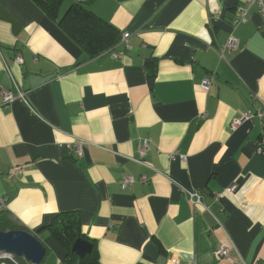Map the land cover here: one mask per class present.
I'll return each mask as SVG.
<instances>
[{"label": "crops", "instance_id": "0c3cea01", "mask_svg": "<svg viewBox=\"0 0 264 264\" xmlns=\"http://www.w3.org/2000/svg\"><path fill=\"white\" fill-rule=\"evenodd\" d=\"M249 2L86 0L121 34L90 58L34 0H0V90L17 92L14 79L28 101L0 95V212L48 248L42 264L65 257L48 228L66 212L100 264H264V119L231 129L264 106L261 14L232 25Z\"/></svg>", "mask_w": 264, "mask_h": 264}, {"label": "trees", "instance_id": "16d2710c", "mask_svg": "<svg viewBox=\"0 0 264 264\" xmlns=\"http://www.w3.org/2000/svg\"><path fill=\"white\" fill-rule=\"evenodd\" d=\"M42 10L61 27L90 58H96L111 51L121 42V34L108 21L98 16L86 0H75L63 15L61 13L62 0H34ZM149 74L154 75L157 65L148 63ZM21 229L9 219L3 210L0 212V231ZM58 242L65 248V257L61 264H100L95 244L93 251L81 259L72 251V246L77 239L83 238L91 242L83 232L80 216L77 212H66L57 215L48 228ZM24 230V229H21ZM41 241V240H40ZM46 247V246H45ZM47 253H48V248ZM18 259V258H17ZM21 264H30L23 259H18Z\"/></svg>", "mask_w": 264, "mask_h": 264}, {"label": "built area", "instance_id": "2783aa9c", "mask_svg": "<svg viewBox=\"0 0 264 264\" xmlns=\"http://www.w3.org/2000/svg\"><path fill=\"white\" fill-rule=\"evenodd\" d=\"M80 2H83L84 0H79ZM252 7H255L258 9L259 13L261 14L262 17V25L264 26V0H250L247 8H245L244 10L241 11L240 15L235 18V20L233 21V27H236L240 24L246 23L247 19H248V13L250 11V9ZM215 15V13H214ZM130 34H125L123 36V42L125 43V41L129 38ZM240 46V42L237 38L235 37H231L228 39V41L219 49L220 53L222 56H224V52L226 49H232V50H236L238 49ZM14 62L18 65H21L23 63V57L21 56V54H17L14 57ZM8 67V66H6ZM7 70L9 71V68H7ZM13 85L15 86V88L17 89V92H13L11 90H0V95L2 96L3 102L4 104H9L11 102H13L16 98H21L23 99L27 104L28 101L26 100V95L25 93L19 88L18 83L13 79ZM211 87V78L206 77L203 82H202V88L204 90H209ZM205 115H203L204 117ZM255 118H259V119H264V106L260 109L257 110L256 112H244L242 113L239 117H236L232 123H231V129L232 130H236L238 129L243 123L253 120ZM149 144H150V140L146 139L142 142L141 148H140V158L137 160L139 163L144 164V158L147 155V152L149 150ZM71 148H73L77 154L81 155L82 149H81V144H72L70 146ZM258 153L262 156H264V137H262L259 141V148H258ZM170 157L174 158L175 155L172 154L170 155ZM182 161H186V157L185 156H181ZM135 182L134 178H125V180L123 181L122 185L123 186H127L130 184H133ZM188 198L190 200V202L194 205H201L202 203V198L201 196L196 193V192H187ZM6 205L5 202L3 200H1L0 202V208L1 209H5ZM232 248L231 246H227V245H221L219 247V249L216 251L215 256L216 259L221 260L223 258L228 257V255L230 254ZM4 260H12V261H16L17 257H15L13 254L11 253H7L5 251H0V263ZM58 264H61L58 263Z\"/></svg>", "mask_w": 264, "mask_h": 264}, {"label": "water", "instance_id": "95a60500", "mask_svg": "<svg viewBox=\"0 0 264 264\" xmlns=\"http://www.w3.org/2000/svg\"><path fill=\"white\" fill-rule=\"evenodd\" d=\"M0 251L11 253L30 264H42L47 256V249L40 239L21 229L0 231ZM72 251L83 259L93 251V244L80 238L73 244Z\"/></svg>", "mask_w": 264, "mask_h": 264}]
</instances>
